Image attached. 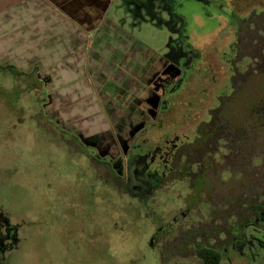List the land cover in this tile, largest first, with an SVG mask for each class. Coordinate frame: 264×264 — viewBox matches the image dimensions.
I'll return each mask as SVG.
<instances>
[{
  "label": "rangeland",
  "instance_id": "374dc122",
  "mask_svg": "<svg viewBox=\"0 0 264 264\" xmlns=\"http://www.w3.org/2000/svg\"><path fill=\"white\" fill-rule=\"evenodd\" d=\"M126 2L117 1L108 19L130 35L128 47L140 44L152 57L143 52L135 60L133 69L144 88L132 95L141 100L140 115L147 113L149 121H137L124 152L138 156L147 174L165 177L175 151L195 140L221 98L232 95L236 72L249 67L238 35L254 29L246 24L252 16L264 25V0ZM133 11L144 14L137 18L138 26ZM136 52L121 54L122 63H132ZM99 54L94 45V55ZM106 54L109 65H103L113 79L121 70L110 57L115 54ZM15 75L0 69V214L17 228L3 248L4 264H201L195 252L204 243L220 246L221 264H264V225L257 222L235 232L244 233L242 252L231 248L232 241L223 247L209 233L212 220L222 223L219 215L201 204L199 210L190 206L193 196L210 201L206 192L195 194L186 184L171 182L145 205L120 196L111 177L107 182L105 174L99 176L87 155L74 150L76 142L62 133L60 124L46 117L42 87ZM113 86L108 90L117 94ZM131 92L129 86L125 95ZM75 119L91 121L86 115ZM113 129L121 130L118 125ZM89 153L97 157L99 151L86 149ZM126 158L123 154L121 160ZM216 185L223 198L230 196L228 184ZM187 207L191 217L162 239L163 226Z\"/></svg>",
  "mask_w": 264,
  "mask_h": 264
},
{
  "label": "crops",
  "instance_id": "0c3cea01",
  "mask_svg": "<svg viewBox=\"0 0 264 264\" xmlns=\"http://www.w3.org/2000/svg\"><path fill=\"white\" fill-rule=\"evenodd\" d=\"M117 1L0 0V69L42 87L43 112L52 124H60L62 133L84 141L99 139V144L112 143L114 148L120 139L130 137L139 119L149 121L147 113L140 115L141 100L132 95L144 88L133 69L144 46L128 47L130 35L108 19ZM132 16L138 26L136 20L144 14L135 11ZM94 45L101 54L94 55ZM107 52L115 54L110 57L118 60L121 70L113 79L104 67L109 65ZM133 52L134 61L122 63L121 54ZM144 53L152 57L149 51ZM110 84L117 94L110 93ZM129 86L132 92L125 95ZM154 105L153 111H157ZM83 115L91 121L79 123L75 119ZM105 116L109 118L102 121ZM116 125L121 130L114 133ZM108 134H114L113 139L100 140Z\"/></svg>",
  "mask_w": 264,
  "mask_h": 264
},
{
  "label": "trees",
  "instance_id": "16d2710c",
  "mask_svg": "<svg viewBox=\"0 0 264 264\" xmlns=\"http://www.w3.org/2000/svg\"><path fill=\"white\" fill-rule=\"evenodd\" d=\"M246 24L254 29L240 30L238 46L251 63L244 72H236L232 95L221 98L195 140L176 151L174 177L169 178L189 183L195 194L209 195L210 201L203 203L193 196V207L201 204L219 215L222 223L212 220L209 228L217 239L219 233L230 238L234 229L242 230L256 217L264 223V25L254 16ZM252 42L256 45H250ZM132 179L131 175L125 188L122 180L114 177L112 181L128 194L137 186L140 191L132 195L144 199L149 187L146 180L138 177L134 186ZM216 184H228L230 196L223 198V190ZM197 254L203 264H221L218 249L204 248Z\"/></svg>",
  "mask_w": 264,
  "mask_h": 264
},
{
  "label": "flooded vegetation",
  "instance_id": "af4514ba",
  "mask_svg": "<svg viewBox=\"0 0 264 264\" xmlns=\"http://www.w3.org/2000/svg\"><path fill=\"white\" fill-rule=\"evenodd\" d=\"M169 69L170 68H168L167 71H169ZM133 135L134 134L132 133L127 140L120 139L116 148H114V146L111 145L112 143H108L107 145L105 144L103 146L102 144H94V142H93L94 145L92 146V144H91L92 141L80 140L77 137H72L71 139H73L76 142L75 146H74V150L76 152H80L81 154L87 155L89 160H91L92 164L97 168V170H98L97 172H99V176H102L105 174V176L103 178L107 182H108V179L110 177H111V179H112V177L113 178L115 177V178L122 180L124 182V188H125L126 185H128V183H131L130 182L131 181V175H132V178L134 179V180L133 179L132 180L135 181L134 186L137 185L138 177H141L142 179L146 180V184H148L149 187H148V191L145 193L146 197L144 199L134 197V196H137L136 195L137 193L135 195H132L134 192L140 191L139 189H137L138 188L137 186H135L136 188L134 190H132L130 192V194L126 193L125 189H120L119 187H117L116 190L119 193V195L122 197H126V196L129 198L134 197L132 199L137 200L142 205H145L149 201H152V202L155 201L154 199H155L156 192L159 191L160 189L162 190L163 188H165V186H167L171 182L172 183H175V182L176 183H184L189 187V190L191 191L189 183L181 182L179 180H172V181L169 180L170 177H172V178L174 177V175H173V173H174L173 162H174L175 153L179 148L173 154V159H172V163L170 165L168 174L165 177H159L156 175L152 176V175L147 174L148 173L147 167L142 166V163H141L140 159L138 158V156H136V155L132 156L128 150H127V152L126 151L124 152V148L127 149L126 144L128 142L130 143L129 140L132 139ZM188 144H190V143H188ZM89 148H92L93 151H95V152L99 151V154H97V157H95L94 155H92L90 153L86 154V149H89ZM123 154H125V158L127 157L126 160L125 159L121 160V157ZM105 158H111V160L107 161ZM138 162L141 163L142 170L137 169L136 166H137ZM131 164H133L134 166L132 168V172L130 173ZM114 185H113V187L116 186V185L115 186ZM190 206L193 207V205H190ZM196 208H198V207H196ZM198 210H199V208H198ZM192 212L193 211L190 210L189 207H187L185 210L178 213L177 216H175L169 222V224H166L165 226H163L165 229L166 228L167 229L165 231L166 233L162 236V239L166 240L171 234H173L178 228H180V226H182L183 222L191 217ZM183 213H186L185 217L182 219H179L176 223L172 224V222L176 218H179L180 215H182ZM257 222H260V223H262V225H264L261 218L256 217L254 220H252L250 223H248L242 230L234 229L232 232V236L230 238H227L228 236L226 234L219 233V238L218 239L216 238L215 241L218 244L222 245L223 247H226L227 241H232L231 242V244H232L231 248L237 250L238 252H242L243 251V248H242L243 245L241 243L242 242L241 240L243 237L242 235H244L243 232L248 227L257 226L256 225ZM16 229L17 228L11 224V221L8 218V216L0 214V261H1V264H4V262H5V260L3 258V255H4L3 254V250H4L3 248L6 245V242L11 238V236H13L14 230H16ZM238 231H243V232L241 235L238 236L235 233ZM260 244H262V242ZM209 247L218 249L221 253L222 260L224 259V254L220 250L221 249L220 246H218L217 244L213 245V244H208V243L207 244L204 243L203 245H198L196 252H195V256H200L197 254L199 250L204 249V248H209ZM161 256H164L163 253L161 254ZM199 260H200V263L203 264V262L200 258H199Z\"/></svg>",
  "mask_w": 264,
  "mask_h": 264
},
{
  "label": "water",
  "instance_id": "95a60500",
  "mask_svg": "<svg viewBox=\"0 0 264 264\" xmlns=\"http://www.w3.org/2000/svg\"><path fill=\"white\" fill-rule=\"evenodd\" d=\"M185 215H186V213H183L182 215H180V217H179V218H176V219L172 222V224L176 223L179 219L184 218Z\"/></svg>",
  "mask_w": 264,
  "mask_h": 264
}]
</instances>
